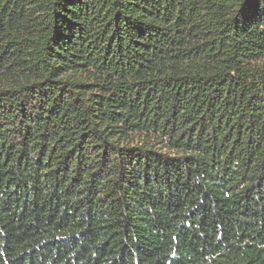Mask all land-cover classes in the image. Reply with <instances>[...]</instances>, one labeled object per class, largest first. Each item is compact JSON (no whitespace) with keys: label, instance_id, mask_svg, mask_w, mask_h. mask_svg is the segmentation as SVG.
I'll list each match as a JSON object with an SVG mask.
<instances>
[{"label":"trees","instance_id":"1","mask_svg":"<svg viewBox=\"0 0 264 264\" xmlns=\"http://www.w3.org/2000/svg\"><path fill=\"white\" fill-rule=\"evenodd\" d=\"M0 264H264V0H0Z\"/></svg>","mask_w":264,"mask_h":264}]
</instances>
